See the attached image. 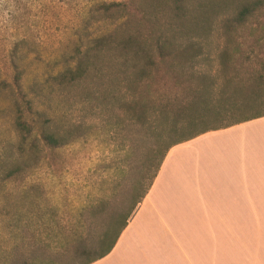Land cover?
Segmentation results:
<instances>
[{
    "label": "rangeland",
    "instance_id": "374dc122",
    "mask_svg": "<svg viewBox=\"0 0 264 264\" xmlns=\"http://www.w3.org/2000/svg\"><path fill=\"white\" fill-rule=\"evenodd\" d=\"M114 1H136L142 10L124 21L96 11L99 4ZM173 5L169 0H0V84L12 82L10 55L16 51L21 83L34 108L43 111L42 117H48L49 126L60 135L74 132L66 146L44 150L41 160L35 158L21 143L9 89L0 86V264L15 253L40 264L79 262L68 250L78 241L88 245L103 233L117 232L133 198L150 182L158 159L155 149L169 141L164 136L158 146V129L140 127L133 117L132 91L120 74L122 68L105 69L96 84L88 81L94 91L85 98L57 81L46 82L48 75L64 70L78 45L108 31L118 38L133 32L152 40L190 39L200 48L177 58L182 78L167 74L162 83L182 89L186 78L196 84L204 80L217 97L227 80L221 62L223 49L230 46L224 25L249 5L255 9L249 25L264 29V0H188L181 10ZM261 31L235 37L239 49L233 63L241 73L248 70L241 67L247 56L254 66L264 62ZM256 69L263 73L259 65ZM260 86L243 84L234 97L249 105L228 121L264 114V98L259 101L264 85ZM223 245L229 247L219 251L221 257H229L225 261L264 264V218H251L248 233L229 235Z\"/></svg>",
    "mask_w": 264,
    "mask_h": 264
},
{
    "label": "trees",
    "instance_id": "16d2710c",
    "mask_svg": "<svg viewBox=\"0 0 264 264\" xmlns=\"http://www.w3.org/2000/svg\"><path fill=\"white\" fill-rule=\"evenodd\" d=\"M169 1L174 4V8L181 10L188 0ZM141 10V6L137 5L136 1H114L99 4L96 7V11L103 17L115 21H124ZM254 10V7L244 5L234 18L224 25V34L228 37L230 46L223 49L221 62L224 65V74L227 76V80L218 91L217 97L211 95V90L207 89L204 80L196 84L186 78L188 84L182 89L167 88V85L162 83L167 74L182 78V74H180L182 70L178 69L177 58H180L183 52L200 48L195 41L181 40L180 37L175 36L158 37L152 40L140 34L127 32L118 38L115 36V31H108L93 37L83 47L78 45L74 49V56L66 62L64 70L55 75H48L46 82L57 81V85L64 90L65 88L74 89L80 98H85L89 92L94 91L87 86L88 81H93L96 84L103 79L104 74L102 73L105 69L122 68L120 74L124 75L128 81L127 87L132 91L133 117L140 127L158 129V137H160L158 146L164 136L169 140L161 150L159 147L155 149L154 155L158 159L150 182L142 194L138 195L135 200L133 198L117 232L113 235L103 233L88 245L78 241L75 247L68 250L72 259L79 261L74 264H90L111 251L120 233L126 227L134 207L142 201L151 187L166 153L172 146L209 131L225 129L264 116V114H256L228 121L230 115L249 105V102L238 103L234 97L241 90L243 84L264 85V62H257L254 66L253 62H250L251 57L247 56L245 63L241 64V67L248 69L244 73H241L240 69H236L235 63H233L234 52L239 49L235 37L246 32L262 33L261 30H264L249 25L248 18L254 13ZM153 11L149 10L151 13ZM231 45L235 46L231 47ZM15 52L10 55L13 70L12 82L2 81L0 86L9 89L16 129L22 131L21 143L26 144L31 155L41 160L45 155L44 150L52 151L66 146L72 141L70 137L74 136V132L69 131L66 136L60 135L57 129L49 126V118L42 117L43 111L34 108L33 98L28 97L22 86L23 72L17 63ZM230 65L233 66L232 69L229 67ZM257 65L263 69V73L256 69ZM242 74H245L246 77H243ZM259 98V101H262L261 99L264 97L260 96ZM26 115L31 117V122L26 120ZM151 118L155 120L150 121ZM157 120L159 123L155 124ZM38 144H41L43 148H37L35 151L34 148ZM149 159L150 157L146 158V161L149 162ZM136 184L135 182L133 189ZM130 196L134 197L132 194ZM72 262H68V264H73ZM5 264L40 263H34L23 254L15 253L13 258Z\"/></svg>",
    "mask_w": 264,
    "mask_h": 264
},
{
    "label": "crops",
    "instance_id": "0c3cea01",
    "mask_svg": "<svg viewBox=\"0 0 264 264\" xmlns=\"http://www.w3.org/2000/svg\"><path fill=\"white\" fill-rule=\"evenodd\" d=\"M251 218H264V117L172 146L111 251L90 264H233L219 251Z\"/></svg>",
    "mask_w": 264,
    "mask_h": 264
}]
</instances>
